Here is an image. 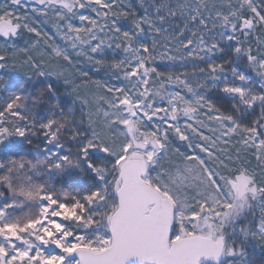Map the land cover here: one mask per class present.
I'll return each instance as SVG.
<instances>
[{"label":"snow or ice","instance_id":"6c2138e0","mask_svg":"<svg viewBox=\"0 0 264 264\" xmlns=\"http://www.w3.org/2000/svg\"><path fill=\"white\" fill-rule=\"evenodd\" d=\"M140 6L0 0V69L24 77L0 83V264H250L246 246H264V0ZM81 56L122 82L80 96L66 73ZM49 78L80 102L78 121ZM34 80L47 85L37 95Z\"/></svg>","mask_w":264,"mask_h":264},{"label":"rangeland","instance_id":"374dc122","mask_svg":"<svg viewBox=\"0 0 264 264\" xmlns=\"http://www.w3.org/2000/svg\"><path fill=\"white\" fill-rule=\"evenodd\" d=\"M147 2H151V0H147ZM126 3L131 4L132 10H135V13L137 16H141L144 14V9L140 6V0H126ZM32 6L33 5L29 4L27 7H19L17 9V14L23 15L25 13H28L29 15H31ZM40 19H43V18L41 17ZM121 23L123 24L125 28L129 26L128 21H121ZM51 24L52 22L49 21L48 23L41 25V27L43 31L47 32L57 44H59L61 47H64L65 42L62 41L58 35H56V30L51 26ZM30 35L31 34L29 33H24L23 38H17L15 42L16 46L18 48L27 47V45H25L24 40L25 38H28ZM140 39L144 40L146 39V37L141 36ZM47 51L50 52L51 50L47 49ZM68 51L70 54L72 53V49L70 47L68 48ZM122 56L123 54L118 52L115 56V59L117 60L121 59ZM73 58L76 59L74 54H73ZM105 59L108 61V63H111L114 59L113 54L110 51L107 52L105 55ZM214 59H216V62L219 63V62H222L223 58L220 56H217ZM79 60L81 61V63L77 64L75 69L69 66L68 73L66 74H71L76 77L74 83L75 85L78 86L77 90L80 96L87 97L89 100H91L96 94L103 93L104 89L98 88L97 85L94 83L96 81H99L101 83L107 82L110 85L111 84L119 85L122 82V81L116 80L113 77V74L110 71H108L105 67L94 66L93 64L87 62L83 56L79 57ZM168 65H171V67H168ZM155 66L157 67L158 71L164 72L166 75L169 72L173 74H177V75L182 74V73H188L189 75H191L192 73L191 64H187L185 66L181 62L173 63L167 60H157L155 63ZM201 66L203 67L204 65L201 64ZM77 69H79V71L87 72L88 75L86 77L80 76L77 72ZM228 74L229 76L231 75L230 72ZM0 77H4V80L0 81V83H5L6 81H10L14 78H18L21 80L24 78L21 73H13V72H9L3 69H0ZM48 82H50L53 85V88L56 90V96L59 102L67 101L73 105V107L76 110L75 112L76 120L78 121L82 116V112H81L82 106L78 100L75 103H73L74 96L69 95L70 89L67 88L62 82L57 81L55 78H49ZM41 83H43L44 86L47 87L46 83H44L43 81H37V80H34V82L30 83L29 86H34L35 84H41ZM209 98H211L213 102L216 103L218 106H221L223 108H227L230 106V101H228L226 98H223L222 94L218 92L209 93ZM258 113H259V109H257V114ZM84 119L85 120L87 119L86 116L84 117ZM246 247H247L248 254L252 252H257L260 255H264V246H259L257 244L249 243Z\"/></svg>","mask_w":264,"mask_h":264},{"label":"trees","instance_id":"16d2710c","mask_svg":"<svg viewBox=\"0 0 264 264\" xmlns=\"http://www.w3.org/2000/svg\"><path fill=\"white\" fill-rule=\"evenodd\" d=\"M240 67H241V70H246L245 66L243 64H241ZM249 74L253 75V73H251L250 71H249ZM28 87H29V90L33 93V95H37L38 91L40 89L46 88L43 83L35 84L34 86H28ZM51 102L55 103V100H52ZM59 103H60V106L64 109L66 114L68 113L69 108H72L74 110V114H75V118H76V113H75L76 110L71 103H69L67 101H63V102H59ZM37 112L39 113L40 116L49 115L48 108L46 105H40L37 108ZM65 140H67V137H65ZM34 143L40 144L41 148H43V142L41 140L34 138ZM68 147H73L71 142L66 143V149ZM73 150H75V149L73 148ZM80 182H81L80 186L82 187L84 184H86L88 182V177L87 176L80 177ZM0 191H2L4 193V197L10 196V193L8 192V190L6 188L0 187ZM248 259L250 261V264H264V255H260L257 252L250 253L248 255Z\"/></svg>","mask_w":264,"mask_h":264}]
</instances>
